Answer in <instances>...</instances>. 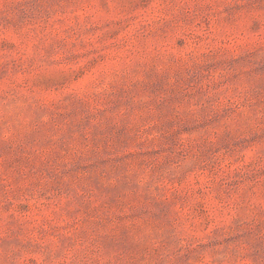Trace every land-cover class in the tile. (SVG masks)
Returning a JSON list of instances; mask_svg holds the SVG:
<instances>
[{"label": "rangeland", "instance_id": "rangeland-1", "mask_svg": "<svg viewBox=\"0 0 264 264\" xmlns=\"http://www.w3.org/2000/svg\"><path fill=\"white\" fill-rule=\"evenodd\" d=\"M0 264H264V0H0Z\"/></svg>", "mask_w": 264, "mask_h": 264}]
</instances>
